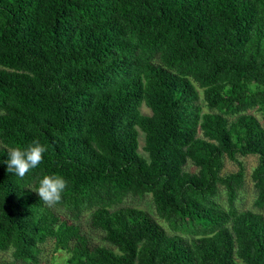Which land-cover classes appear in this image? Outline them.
<instances>
[{
    "label": "trees",
    "instance_id": "obj_1",
    "mask_svg": "<svg viewBox=\"0 0 264 264\" xmlns=\"http://www.w3.org/2000/svg\"><path fill=\"white\" fill-rule=\"evenodd\" d=\"M252 109L264 118V0H0V251L29 263L51 239L68 264H264V215L235 206L247 155L264 206ZM34 140L42 163L9 174L7 147ZM47 174L68 181L56 207L32 191ZM146 193L172 233L122 205Z\"/></svg>",
    "mask_w": 264,
    "mask_h": 264
},
{
    "label": "rangeland",
    "instance_id": "obj_2",
    "mask_svg": "<svg viewBox=\"0 0 264 264\" xmlns=\"http://www.w3.org/2000/svg\"><path fill=\"white\" fill-rule=\"evenodd\" d=\"M205 110V108H204ZM140 111L143 114H151L150 109L142 104L140 107ZM252 114L256 115L261 123H264V118L262 115L255 109L249 110ZM139 152L146 156L143 151V143H144V135L141 131H139ZM238 160L242 163L244 169V184L242 189L238 194V198L235 201V206L238 210H252L255 212H260L264 215V206L262 208H258L255 206L254 201L257 197V191L254 187V182L251 178V173L253 168L257 164V156L256 155H247V156H239ZM189 169H192L191 165H188ZM238 165L234 161L229 160L228 158H224V166L222 169V174H227L231 172H235L238 170ZM218 201L226 207V197L223 190H220V194L218 196ZM122 205H128L136 208L143 209L149 212L162 226L164 229L172 233L173 231L169 228V226L161 220L154 209L152 203V197L150 193H146L142 196H126L122 202ZM64 213V212H63ZM78 225L80 226L81 232L88 238L90 245H106V243L102 239V234L91 227L89 223V211H84L78 220ZM69 254L62 249H56L54 245V241L49 239L43 245L40 246V253L38 254L36 261H31L29 263H24L20 261H16L13 259L10 251H0V264H68L67 258ZM237 264H243L240 260H236Z\"/></svg>",
    "mask_w": 264,
    "mask_h": 264
},
{
    "label": "clouds",
    "instance_id": "obj_3",
    "mask_svg": "<svg viewBox=\"0 0 264 264\" xmlns=\"http://www.w3.org/2000/svg\"><path fill=\"white\" fill-rule=\"evenodd\" d=\"M7 172L23 179L31 170L37 168L44 159L46 148L34 140L26 147H7ZM68 188V181L59 174H47L38 180L34 191L46 206L56 207L63 198V193Z\"/></svg>",
    "mask_w": 264,
    "mask_h": 264
}]
</instances>
